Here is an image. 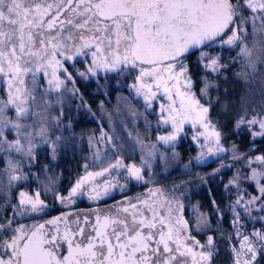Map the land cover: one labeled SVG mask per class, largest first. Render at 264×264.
I'll return each instance as SVG.
<instances>
[{"label": "snow or ice", "instance_id": "snow-or-ice-1", "mask_svg": "<svg viewBox=\"0 0 264 264\" xmlns=\"http://www.w3.org/2000/svg\"><path fill=\"white\" fill-rule=\"evenodd\" d=\"M246 11L248 15H244ZM247 25H251L250 30ZM228 31L231 34L223 39ZM217 42L239 47L238 57L245 71L238 76L248 80L264 73V0H0V84L6 94L0 99V153L9 154L3 169L8 183L3 186L26 178L20 174L21 161L13 160L11 153L31 161L38 140L50 143L52 152H56L61 137L50 138V122L38 106L43 95L62 89L66 80H72L64 62L76 57H91L86 72H79L81 76L138 70L134 83L129 85L136 96L143 98L147 108L161 97L166 101L160 104L161 123L171 124L172 131L158 136L159 142L174 146L183 126L190 123L196 129L193 141L203 139L198 162L226 151L222 133L209 119V89L213 85L205 78L200 96L208 101L201 103L193 91L186 63L192 50ZM199 61L211 73L218 74L227 67L220 63L219 54L210 57L201 51ZM61 71L64 79L58 74ZM41 74L49 87L38 95L37 79ZM8 111L14 116L9 117ZM53 120L58 124V118ZM245 123L249 127L259 125V131L251 133L253 137L264 136V118L245 121L241 117L236 126ZM5 129L14 130L16 138L8 140ZM105 135L102 132L101 139ZM113 139L107 136L109 144ZM137 143L148 149L147 158L141 160L142 165L151 168L148 158L155 157L156 145H145L139 137ZM233 150L232 158L238 160L235 146ZM95 159H101L99 152ZM254 159L264 165V155ZM248 163L251 165L252 160ZM87 167L67 195L54 193L57 201L70 204L79 196L98 201L116 187L123 189L125 185L114 177L105 179L102 185L96 183L97 178L113 170L124 169L127 177L144 180L142 166L125 165L120 157L99 171ZM260 176L264 171L253 168L247 177L257 181L261 195L244 202L246 213H250L251 205L264 199ZM238 180L239 175L230 183ZM242 201L243 197H238L235 205ZM12 207L15 216H21L44 212L48 206L40 199V192L34 196L20 192L19 203ZM182 209L179 199L154 187L143 198L138 195L135 203L131 199L117 202L115 212L94 210V219L85 215L81 220L77 215L70 221L72 213H65L44 223L12 228L10 218L0 223V232L11 230L10 235L0 239V264H211L216 254L214 237L209 235L203 244L197 240L189 222L180 215ZM235 215L233 224L239 225V213ZM196 227H208L202 214ZM232 251L233 264H257V257L264 254V231L243 236L240 249Z\"/></svg>", "mask_w": 264, "mask_h": 264}, {"label": "flooded vegetation", "instance_id": "flooded-vegetation-1", "mask_svg": "<svg viewBox=\"0 0 264 264\" xmlns=\"http://www.w3.org/2000/svg\"><path fill=\"white\" fill-rule=\"evenodd\" d=\"M235 2V0H234ZM242 2V0H241ZM231 32L228 31L223 35L226 39ZM221 46L219 42L209 47H204L197 51L191 52L186 57V63L189 68L192 66L194 54L200 50L216 48ZM227 46H221L226 51ZM194 62V61H193ZM91 63V57H76L73 60L65 61L64 68L71 73L72 80L67 81L62 89L52 91L42 96V105L49 111V136L61 137L58 148L56 150L55 159L46 161L45 163L52 166L55 174L60 180L59 187L56 192L67 195L71 189L77 174L87 165L89 169H97L104 167L105 153H133L147 152L148 149L142 148L137 143L139 137L143 144H155L156 151L165 149L166 151H176L184 154L182 160L177 166L171 167L169 170L153 172L151 183L148 185L142 181H136L127 177L123 170H113L110 174L106 173L104 177L97 178L96 183L103 184L105 179L114 177L120 184L125 185L123 189L114 188L109 196L103 197L98 201H92L87 196H79L70 204H62L55 199L54 193L48 196H54L45 203L47 208L41 213H29L20 218H15L13 213L0 214V223L13 219L12 228L19 225H34L44 223L53 217L61 216L65 213H72L68 219L75 220L77 215L83 220L85 215L90 219H94L96 209L101 212H115L117 202H123L131 199L136 202V197L147 193L149 188H162L171 198L179 199L183 205L182 215L184 220L188 221L190 210L188 206L190 202H196L200 209L206 213L207 222L212 221L213 225L220 226L225 223L224 216H220L215 207L216 202L224 199L225 196H192L190 188L196 183L203 184L206 180H214L221 174L222 163L219 161L225 155V151L218 156L206 158L205 161L188 160L192 151H201L199 145L197 148L193 144L192 128L186 124L183 131L175 141L174 146L164 145L157 142V136L165 135L164 130L172 131L171 124H162L160 116V104L166 103L161 97L153 102L151 108H147L142 97H137L135 91L129 87L135 81L138 70H126V73H105L98 71L97 75L92 76L90 73L86 76L79 75V72H86L88 65ZM195 64V62H194ZM61 79L65 78V74L61 71L58 73ZM37 84L39 87L38 95L45 93L49 85L41 74L38 76ZM0 88L4 91V86L0 84ZM75 89L76 91H73ZM6 98V94H5ZM47 101V104L43 103ZM112 112H110V111ZM12 116V114H10ZM53 118H58V124ZM30 122V121H25ZM105 133V137L101 139V133ZM107 136H113L111 144L107 142ZM113 144L116 147H113ZM51 149H45L48 151ZM99 152L101 159L96 160L95 156ZM83 154H94L92 158L84 157ZM67 154V155H66ZM187 154V155H186ZM94 159V160H93ZM123 163H125L123 161ZM202 164V165H200ZM84 166V167H83ZM156 169V168H155ZM219 169L218 171H216ZM87 190V189H86ZM46 196V195H45ZM214 201V205L212 204ZM215 215L211 216V214ZM222 215V214H221ZM189 222V221H188ZM190 225V224H189ZM193 225H190V228ZM51 228V225H46ZM63 230V223L60 225ZM76 226L73 225V228ZM200 233V234H199ZM211 233L209 228L199 230L195 236L197 240L205 243L206 234ZM11 234L0 232V239L6 238ZM87 234V229H86ZM194 236V235H193ZM261 264L264 259L261 258ZM214 256L211 264H215Z\"/></svg>", "mask_w": 264, "mask_h": 264}, {"label": "rangeland", "instance_id": "rangeland-1", "mask_svg": "<svg viewBox=\"0 0 264 264\" xmlns=\"http://www.w3.org/2000/svg\"><path fill=\"white\" fill-rule=\"evenodd\" d=\"M249 13L246 11L244 15H248ZM249 30L251 29V25H247ZM227 50L223 51L221 46L216 48H209L205 50H200L194 54L192 67L189 68V74L193 80V91L197 94V97L201 99V103H207V97L200 96V89L203 87L205 78L209 82L212 83L213 87L209 89V96L211 97V106L209 112V119L217 126V129L222 133L221 127L216 122L217 117L215 113L212 111L213 104L219 102V105L224 102V105L229 102L230 106L233 107L234 112V123L233 128L230 131H239L244 132L249 135L251 140L254 139H264V136H256L253 137L251 133L253 131H259V125H254L249 127L246 123L237 127V122L241 117L245 119V121L252 119L253 117L264 118V73L258 74L254 77L250 76L248 80H245L243 77L238 76L237 73L245 71L242 58L238 57L239 47L229 48L226 47ZM203 51L207 53L210 57L220 55V63L227 65L226 68L222 69L220 73H211L204 69L199 61L200 52ZM227 78V81H231L229 86L224 88L221 94V98L217 97L216 90L219 88L221 80ZM234 85V87L232 86ZM234 88V89H232ZM238 88V92L236 91ZM231 94L229 100L228 96ZM238 95V96H237ZM5 98V91L0 88V99ZM42 103V102H41ZM39 104L38 110L42 112L45 116L48 117L49 111L42 104ZM46 109V111H45ZM110 111V110H109ZM112 112V111H110ZM8 116H14V112L8 111ZM12 114V116H10ZM38 121V117L36 118ZM31 122V121H30ZM29 122V123H30ZM189 127L192 128V132L196 131L192 127L190 123H186ZM185 124V125H186ZM164 134L167 135L171 132L169 130H164ZM229 131V132H230ZM226 131L222 134H225ZM5 136L8 140H13L16 138V133L12 129H5ZM158 137V136H157ZM51 139L52 136H50ZM157 142H159L157 140ZM38 147L35 149V159L28 160L27 158H22L20 155L16 153H11V157L13 160L21 161L20 163V174H23L26 178L21 179L19 181L13 182L10 186L4 187L3 185H7V174L3 172V169L7 167L8 155L7 153H0V214H12L15 218H20L21 216H15L14 209L12 205H17L19 203V193L25 192L29 195L34 196L36 192H40V199L45 202L49 199H52L54 196H48L52 193L56 192L59 187L60 180L57 173L55 174L52 166L46 164V161H50L55 159V154L51 149L50 143H44L40 140L37 141ZM203 143V139L198 142H194L193 144L197 148V145ZM222 146L226 149L225 155L219 159L222 163L221 174L217 177V179L211 180L209 183L210 188L206 189L202 184V189L200 187V183L198 186L192 185L190 188V194L192 196H198L201 194H206V196H213L215 193L216 196H225V198L220 201H217L216 204L218 207L215 209L218 210L220 216H224L225 223L218 225H213L212 221L208 222V227L211 230V233L206 234L204 240L206 242L207 237L212 235L214 237V250L216 260L215 264H233L234 253L232 251L233 248L237 250L241 247V242L243 236L251 237V234L254 231L260 230L264 231V220L260 219V217H264V199L259 202L254 203L250 206V213H246L244 211V202L249 200L253 196H260L261 194L258 191L257 181L250 180L249 177L252 173V169L255 168L257 171H264V165L255 161V157L259 155H264L263 153H255L253 150L256 149V145H252L251 148L247 151H241L237 148L234 142L229 141L225 143L221 137ZM233 146H235V154L240 158L238 160H234L233 157ZM45 149H51L45 151ZM147 152H131V153H105L104 154V167L107 166L109 162L114 163L117 157H120L125 163L128 164H136L137 166L143 167V176L147 185L151 182L150 179L153 172L169 170L171 167L177 166L179 161L182 160V156L180 152L176 151H166L165 149H160L156 151V155L154 158H148L151 163V168H148L146 165H142V157H146ZM200 152L192 151L188 160H196ZM164 155V159L160 158V155ZM79 155H83L84 157L92 158L94 154H83L79 153ZM187 155V154H186ZM94 160V159H93ZM252 160L251 165H249L248 161ZM84 167V166H83ZM102 167L97 169H89V171H99ZM156 168V169H155ZM124 169H119V171ZM86 169L82 168L81 171L77 174L76 180L85 175ZM239 175L238 183H230L235 177ZM259 182L264 184V176H260ZM75 180V181H76ZM206 183V182H205ZM207 184V183H206ZM47 187H51L52 191H46ZM46 195V196H45ZM243 197V201L240 205H235V202L238 197ZM212 204L214 205V201L212 200ZM235 205V212L233 211V206ZM188 209L190 213L188 214V221L191 227V234L196 236L198 234L199 229H197V219L202 214L204 218H207L205 215L207 212H203L199 205L194 201L190 202ZM236 213H239L240 223L239 225L233 224V221L236 218ZM208 214V213H207ZM222 214V215H221ZM209 215V214H208ZM215 215V213L211 214V216ZM255 217V219H253ZM240 232L241 235H237V232ZM200 234V233H199ZM203 242V241H202ZM201 242V243H202ZM261 258L264 259V254H261L257 257V264H261Z\"/></svg>", "mask_w": 264, "mask_h": 264}, {"label": "trees", "instance_id": "trees-1", "mask_svg": "<svg viewBox=\"0 0 264 264\" xmlns=\"http://www.w3.org/2000/svg\"><path fill=\"white\" fill-rule=\"evenodd\" d=\"M226 79L227 78L221 80L220 85H218L219 88H217V90H216V94H217L218 98H221L220 96H221L222 92H224L223 89L228 87L229 83H231V81H227ZM232 86L234 87V85H232ZM232 89H234V88H232ZM236 91L237 92L239 91L238 88ZM230 96H231V94L228 96V100H229ZM220 101L221 100H219L218 102L213 104L212 111H213V113H215V115L217 117L216 122L221 127L222 133H224L225 130L228 131L225 134H222L223 141L225 143H228L229 141L234 142L235 145L237 146V148L241 151H247L251 148L252 145H256V149L253 151L255 153H263L264 154V139L251 140L249 135L244 133V132L230 131L233 128V123H234L233 117L235 114L233 112V107L230 106L229 102H227L225 105H224V102H222L219 105ZM205 182L203 183L204 187L206 189L210 188L209 183H211V181L206 180ZM196 185L198 186V184H196ZM198 188L202 189V184H200V187H198ZM198 196H206V194H201Z\"/></svg>", "mask_w": 264, "mask_h": 264}, {"label": "water", "instance_id": "water-1", "mask_svg": "<svg viewBox=\"0 0 264 264\" xmlns=\"http://www.w3.org/2000/svg\"><path fill=\"white\" fill-rule=\"evenodd\" d=\"M202 48H204V47H202ZM202 48H200V49H202ZM197 50H199V49H194V50H192L191 52H194V51H197ZM190 52V53H191ZM200 165H202V164H200Z\"/></svg>", "mask_w": 264, "mask_h": 264}]
</instances>
